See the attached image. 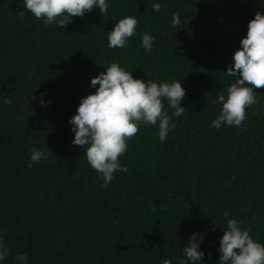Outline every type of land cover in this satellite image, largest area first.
<instances>
[{
	"label": "trees",
	"instance_id": "16d2710c",
	"mask_svg": "<svg viewBox=\"0 0 264 264\" xmlns=\"http://www.w3.org/2000/svg\"><path fill=\"white\" fill-rule=\"evenodd\" d=\"M153 2L111 0L105 14L94 7L58 28L22 0H0L4 264L19 253L29 264H175L192 233L203 237L205 264H216L225 209L264 243V87L254 88L257 104L241 126L210 127L215 97L233 79L224 72L264 0H158L159 12ZM124 16L136 17V33L109 49L106 33ZM145 32L156 38L150 52L140 47ZM113 61L145 82L181 81L185 111L163 143L157 126L138 127L119 158L127 171L102 188L68 121ZM30 147L47 151L31 168Z\"/></svg>",
	"mask_w": 264,
	"mask_h": 264
},
{
	"label": "clouds",
	"instance_id": "9594fccd",
	"mask_svg": "<svg viewBox=\"0 0 264 264\" xmlns=\"http://www.w3.org/2000/svg\"><path fill=\"white\" fill-rule=\"evenodd\" d=\"M110 2L111 0H22L23 7L29 14L44 25L54 24L58 28H65L74 17H83L94 7L103 15L108 11ZM151 7L154 12H159L161 4L156 0ZM24 13L26 12L21 11V15ZM179 22V13H173L171 25L175 27ZM137 23L135 16H124L115 22L112 30L106 33L107 47L126 48L129 38L136 33ZM155 39V36L143 33L140 47L145 52H150ZM232 60L233 63L224 73L233 79L215 97L214 102L220 105V109L210 121L211 128L241 126L246 119V110L257 104L254 88L264 87V13L261 11H257L249 20L246 35L241 38L240 47L234 51ZM133 71L126 70L118 61L110 62L106 71L90 80V86L95 91L81 98L76 113L68 121L74 133L71 144L83 146L88 165L103 180L102 188L108 187L115 173L127 171L119 158L125 154L127 140L138 132V127L146 124L157 126L158 139L163 143L175 128L172 117H180L185 111L181 101L186 90L181 81L158 83L149 79L145 82L141 78H134ZM39 102L42 106L50 103L43 99ZM4 103L11 104L12 100L4 98ZM29 151V168L47 158V151L43 148L30 147ZM221 215L225 218L226 226L221 227L223 235L219 238V258L216 264H264V243L250 235V228H242L240 221L230 218L227 209ZM216 225L214 223L213 231ZM202 241L200 234H190L184 247L180 249V255L174 258L175 264H205ZM9 254V248L0 235V264H4ZM13 260L17 264H29L25 253L15 255ZM163 264H172V261L166 259Z\"/></svg>",
	"mask_w": 264,
	"mask_h": 264
}]
</instances>
